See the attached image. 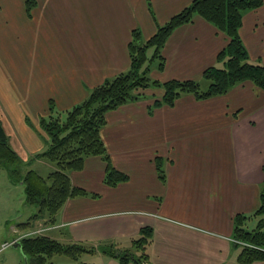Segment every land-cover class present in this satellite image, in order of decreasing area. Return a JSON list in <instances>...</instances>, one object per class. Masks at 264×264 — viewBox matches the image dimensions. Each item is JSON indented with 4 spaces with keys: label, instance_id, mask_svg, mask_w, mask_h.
<instances>
[{
    "label": "crops",
    "instance_id": "crops-1",
    "mask_svg": "<svg viewBox=\"0 0 264 264\" xmlns=\"http://www.w3.org/2000/svg\"><path fill=\"white\" fill-rule=\"evenodd\" d=\"M192 1L35 0L29 13L28 0H0V122L19 160L49 173L53 165L37 157L49 146L40 120L66 118L95 87L127 72L132 32L139 29L146 41ZM240 35L251 62L264 65V2L244 14ZM227 43L224 32L196 16L172 32L162 50L164 69L155 60L149 75L202 83L205 69L223 66L218 55ZM162 95L151 88L107 112L102 139L129 179L109 186L104 159L86 158L82 170L70 173L86 195L70 198L45 235L126 249L150 227L148 264H241L234 218L252 217L260 204L264 90L247 81L225 95L186 94L151 111ZM252 219L258 224L252 217L247 227ZM88 256L99 259L88 263L121 264L100 253Z\"/></svg>",
    "mask_w": 264,
    "mask_h": 264
},
{
    "label": "trees",
    "instance_id": "trees-1",
    "mask_svg": "<svg viewBox=\"0 0 264 264\" xmlns=\"http://www.w3.org/2000/svg\"><path fill=\"white\" fill-rule=\"evenodd\" d=\"M263 2V0H193L167 23L158 25L155 34L146 41L142 39L140 30L135 29L129 44L130 67L127 72L95 87L86 100L67 114L65 121L59 116L52 115L40 120L41 128L48 136L49 146L37 157L48 160L56 168L47 176L33 169L21 173L16 168V165L22 162L11 147L9 137L0 122V169H6L11 183L24 185L25 203L37 207V212L27 222H21L19 228L32 227L35 220L40 218L55 222L56 215L70 198L86 195L84 189L72 184L70 173L82 170L88 157L100 156L104 159L107 185L116 186L129 179L128 175L118 171L112 164L101 131L106 124L107 112L141 98L142 95H135L132 92L134 87L152 86L163 89L161 100L154 102L151 111L162 106L172 107L186 94L193 95L197 100L225 95L247 81L264 90V65L251 62L240 35L244 14L259 8ZM35 4V0H28L29 13ZM196 16H201L228 37L227 45L218 55V63H222L223 66L209 67L203 73L204 82L208 83L207 87L195 80L165 82L154 80L149 75L150 68L142 79L133 83L132 76L144 62L149 61L150 66L151 62L156 60L157 69H164L165 59L162 50L168 38L176 28L190 23ZM151 49L154 50V54L148 59L147 52ZM157 170L161 179L165 180L161 163H158ZM252 217H258L259 222L256 228L249 229L246 226L247 220ZM252 217L239 214L234 218L233 242L241 247L238 257L241 264L264 261V183L260 188L259 207ZM152 236V228H142L140 236L132 242V249L124 250L129 251V254L119 251L111 253L105 250L104 246L102 250L118 259L121 264H145L148 262L147 248ZM18 242L23 253L29 258L27 264H56L52 259L59 255L69 257L76 264H88L79 262L80 256L89 252L85 249L86 246L81 244L64 245L41 234L23 237ZM113 246L118 249L117 246Z\"/></svg>",
    "mask_w": 264,
    "mask_h": 264
},
{
    "label": "rangeland",
    "instance_id": "rangeland-1",
    "mask_svg": "<svg viewBox=\"0 0 264 264\" xmlns=\"http://www.w3.org/2000/svg\"><path fill=\"white\" fill-rule=\"evenodd\" d=\"M147 52V57L148 59L152 58L154 51ZM152 64V62H151ZM151 69V65L149 66V61L144 62L141 67L135 71L134 75L132 76V82L137 83V80L142 79L146 71L148 69ZM112 80V79H111ZM204 87H207L208 83L207 82H202L201 83ZM151 88L155 89H160L163 90L161 87H148L144 88L142 86H137L134 87L132 92L135 95H142L144 91L149 90ZM204 90V88L202 89ZM162 98V97H161ZM161 100V99H160ZM67 118V117H66ZM65 116H63L62 121L66 120ZM49 120V119H47ZM48 162V160L43 159ZM50 163V162H48ZM52 164V163H50ZM53 165V164H52ZM41 166V165H40ZM28 167H31V165L26 166L25 164H17L16 168L23 173L26 171ZM35 170L34 168H30ZM29 168L27 170H30ZM56 170L55 165H53L52 170L49 172L51 173L52 171ZM37 171V170H35ZM39 172V171H37ZM49 173L43 172V176H47ZM41 174V173H40ZM37 212V207L33 205H27L25 203V188L22 183H16L13 184L10 182L7 171L5 168L0 169V264H26V262L29 260L22 250L19 247H14V246H8L5 247V243H11L12 239L15 238L17 240H21L23 237H28L32 235H36V227L39 229L45 230V227L49 226L48 224H54L53 222H49V219L45 220L40 218L35 220L36 224L33 225L32 227H20L19 225L21 222H27L28 219ZM252 224H249V229H253L256 227L257 224V219H252ZM51 225L49 228H47V232L45 231L44 233L42 232L41 235H49L48 231L50 229L52 230ZM36 226V227H35ZM18 229V230H17ZM51 233V232H50ZM51 235V234H50ZM49 237V236H48ZM54 239L53 237H50ZM56 241L60 242L59 240L55 239ZM62 243V242H60ZM64 245H69L68 243H62ZM103 246L104 249L113 253V251H119V253H125L129 254V251H124L126 249H132L133 244L124 249L118 245V249H116L113 245H99L96 247H85V249L89 252L83 253L82 256L79 258V262L82 263H88L85 262L86 260H90L92 262H98L97 257H89L88 255H94V253H100L105 256H110L106 253L103 252ZM140 253V252H139ZM137 254V252H136ZM138 255V254H137ZM140 256V254L138 255ZM132 257V256H131ZM130 257V258H131ZM52 261L56 264H76L75 261L71 260L67 256H55L53 257ZM88 264H94V263H88Z\"/></svg>",
    "mask_w": 264,
    "mask_h": 264
},
{
    "label": "water",
    "instance_id": "water-1",
    "mask_svg": "<svg viewBox=\"0 0 264 264\" xmlns=\"http://www.w3.org/2000/svg\"><path fill=\"white\" fill-rule=\"evenodd\" d=\"M11 246L14 247H19L22 250L21 244L18 242V240H14L11 244ZM23 252V251H22ZM25 255V254H24ZM26 256V255H25ZM27 257V256H26ZM28 263V261L26 262V264Z\"/></svg>",
    "mask_w": 264,
    "mask_h": 264
},
{
    "label": "built area",
    "instance_id": "built-area-1",
    "mask_svg": "<svg viewBox=\"0 0 264 264\" xmlns=\"http://www.w3.org/2000/svg\"><path fill=\"white\" fill-rule=\"evenodd\" d=\"M42 232H43V229H39V230L35 231V234H41ZM11 244H12V242L11 243H5V247L10 246Z\"/></svg>",
    "mask_w": 264,
    "mask_h": 264
}]
</instances>
